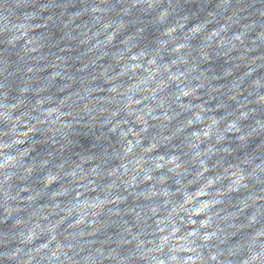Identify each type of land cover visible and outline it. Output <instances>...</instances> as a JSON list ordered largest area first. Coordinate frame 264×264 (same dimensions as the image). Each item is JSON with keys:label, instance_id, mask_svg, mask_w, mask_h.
<instances>
[{"label": "clouds", "instance_id": "clouds-1", "mask_svg": "<svg viewBox=\"0 0 264 264\" xmlns=\"http://www.w3.org/2000/svg\"><path fill=\"white\" fill-rule=\"evenodd\" d=\"M0 264H264V0H0Z\"/></svg>", "mask_w": 264, "mask_h": 264}]
</instances>
